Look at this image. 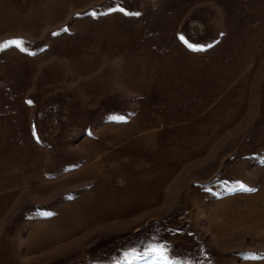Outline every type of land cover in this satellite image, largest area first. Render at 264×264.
Wrapping results in <instances>:
<instances>
[{
  "label": "rangeland",
  "instance_id": "obj_1",
  "mask_svg": "<svg viewBox=\"0 0 264 264\" xmlns=\"http://www.w3.org/2000/svg\"><path fill=\"white\" fill-rule=\"evenodd\" d=\"M11 39L0 264H264V0H0Z\"/></svg>",
  "mask_w": 264,
  "mask_h": 264
},
{
  "label": "snow or ice",
  "instance_id": "obj_2",
  "mask_svg": "<svg viewBox=\"0 0 264 264\" xmlns=\"http://www.w3.org/2000/svg\"><path fill=\"white\" fill-rule=\"evenodd\" d=\"M108 11L111 12H120L126 16H139V12H128L122 6H117L115 8H109ZM95 15V13H92ZM64 31H68L67 28ZM55 35V33H54ZM223 35V34H221ZM178 39L191 51L198 52L204 51V47L194 45L185 39L183 35H180ZM25 41L21 39H11L4 42H0V51L8 49L10 47H15L21 52H27V48L24 46ZM207 47H212L211 44L207 45ZM27 103L31 104V101H27ZM114 120H123L124 117H111ZM35 136V131L33 132ZM239 189L242 191H254L252 188L246 187L244 184H239ZM45 215H51V213H45ZM256 257H253L255 259ZM137 260H145L147 264H174V261L171 260L168 256V251L165 245L162 244H149L142 253H137L135 250L126 251L123 255V264H133L134 261Z\"/></svg>",
  "mask_w": 264,
  "mask_h": 264
}]
</instances>
